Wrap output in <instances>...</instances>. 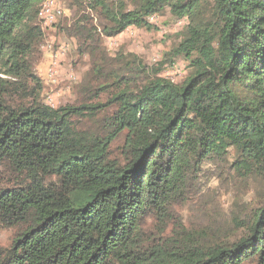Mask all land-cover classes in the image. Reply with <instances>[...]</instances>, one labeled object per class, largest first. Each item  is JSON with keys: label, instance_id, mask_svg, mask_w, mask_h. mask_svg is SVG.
Here are the masks:
<instances>
[{"label": "trees", "instance_id": "16d2710c", "mask_svg": "<svg viewBox=\"0 0 264 264\" xmlns=\"http://www.w3.org/2000/svg\"><path fill=\"white\" fill-rule=\"evenodd\" d=\"M132 1L71 4L101 16L107 36L152 29L166 9L187 17L172 50L190 61L186 79L152 74L134 53L112 66L84 13L73 32L94 56L87 99L54 107L34 71L44 0H0V220L23 227L0 264H264V0ZM107 104L112 115L79 127ZM217 163L258 178L260 197L227 224H175L176 198Z\"/></svg>", "mask_w": 264, "mask_h": 264}, {"label": "rangeland", "instance_id": "374dc122", "mask_svg": "<svg viewBox=\"0 0 264 264\" xmlns=\"http://www.w3.org/2000/svg\"><path fill=\"white\" fill-rule=\"evenodd\" d=\"M127 1L129 8L136 3ZM62 9L61 15L52 24L45 26L43 20L39 24L45 28V36L40 45V54L34 58V71L41 78L43 85L42 100L51 106L59 107L68 103L79 105L85 102L83 85L91 77L93 59L90 56L91 46L79 41L73 32L74 25L85 13L89 16L90 25L96 26V34H100L101 43L97 44L99 52L105 51L112 66L117 65L115 57L120 53H134L149 66L152 74L182 82L191 71L190 61L184 56H175L172 50L178 46L189 24L187 17L177 18L169 9L149 17L152 29L130 26L125 31L107 36L101 32L104 19L96 12L78 9L72 5V0H57ZM209 7V4L206 5ZM208 9H205L207 11ZM92 24V25H91ZM103 95L101 100H105ZM93 100V99H92ZM75 117L79 127H93L98 119L112 115L115 107L107 104L103 110ZM124 143L121 136L112 144V154L120 153ZM235 150L231 149L229 163L235 159ZM229 163L207 164L199 176H193L185 188L184 195L176 198L174 205L175 224L191 229L212 228L213 218H221L225 224L229 222L228 215L233 208L244 212L247 202L256 201L260 196L261 185L258 178L249 180L237 177L231 172ZM233 215V213H232ZM150 226H153L149 222ZM21 226H8L0 220V252L8 250Z\"/></svg>", "mask_w": 264, "mask_h": 264}, {"label": "built area", "instance_id": "2783aa9c", "mask_svg": "<svg viewBox=\"0 0 264 264\" xmlns=\"http://www.w3.org/2000/svg\"><path fill=\"white\" fill-rule=\"evenodd\" d=\"M61 13L62 9L58 6L57 0H44L40 15L46 27L55 22Z\"/></svg>", "mask_w": 264, "mask_h": 264}]
</instances>
